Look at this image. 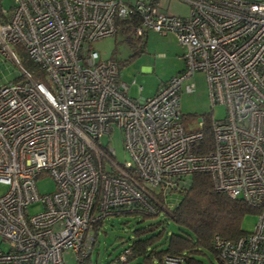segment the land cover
Listing matches in <instances>:
<instances>
[{
    "label": "built area",
    "instance_id": "2783aa9c",
    "mask_svg": "<svg viewBox=\"0 0 264 264\" xmlns=\"http://www.w3.org/2000/svg\"><path fill=\"white\" fill-rule=\"evenodd\" d=\"M2 1L0 55L21 72L0 82V184L7 186L0 264H64L68 251L77 264H91L93 222L120 207L158 212L194 172L209 173L217 191L256 208L252 231L213 236L218 255L226 264H264V0H183L184 16L150 0H13L8 8ZM125 19L133 37L171 31L184 47L183 69L148 98H130L119 62L90 48L120 33ZM16 45L47 84L19 66ZM197 71L211 105L226 110L211 121L205 153L194 151L202 132L187 131L178 108L182 82ZM114 127L128 154L123 163L100 142ZM43 175L55 189L40 195L35 180Z\"/></svg>",
    "mask_w": 264,
    "mask_h": 264
},
{
    "label": "rangeland",
    "instance_id": "374dc122",
    "mask_svg": "<svg viewBox=\"0 0 264 264\" xmlns=\"http://www.w3.org/2000/svg\"><path fill=\"white\" fill-rule=\"evenodd\" d=\"M128 3H134L135 0H124ZM13 0H3V7L8 8ZM158 7L165 12L185 15L188 13V5L183 0H159ZM165 36L161 33L148 30L142 35L141 41L137 39L131 45L127 42L123 35L116 33L113 36L104 37L94 40L90 43V48L98 51L101 58H115L120 65L119 79L128 85L126 94L130 98L137 99L139 97H148L155 93L159 84L167 82L183 67V59L180 58L183 51V45L178 41L174 33L166 32ZM138 41V42H136ZM141 46V47H137ZM143 49L138 56L129 59L134 51ZM16 51V49H15ZM129 59V60H128ZM143 65L146 69H143ZM21 69L16 64L4 61L0 55V82L15 80L20 78ZM47 84L45 78L42 80ZM204 73L197 71L189 76L179 91V111L180 120L187 129L195 128L198 123L205 118L206 114L212 112L214 119H222L226 115L225 106L220 103L211 105L208 93L207 83ZM186 83H192V90L186 91ZM120 130L114 127L108 135H102L100 142L105 145L109 143L114 149V156L117 162L123 163L128 154L124 150L122 144V136ZM54 180L48 175H43L35 180V188L38 194L42 195L54 191ZM6 185L0 184V194L5 192ZM180 200V194L173 193L167 197L168 206L176 204ZM38 204L29 205L30 214H34L38 210ZM241 220V228L250 232L254 229L257 222L255 213H247L243 215ZM138 215L132 213L109 215L103 221V225L96 233V244L93 245L91 255L89 257L91 264H106L114 261L117 256L133 239V229L141 226L137 222ZM162 221L161 225H165L167 234L176 231L177 227L170 219H166L163 212L154 218V220ZM121 239L123 242H121ZM2 249L6 245L0 243ZM203 260L216 262L212 254L205 253ZM64 264H77L75 255L72 251L63 253ZM110 261V262H111ZM115 263V262H114Z\"/></svg>",
    "mask_w": 264,
    "mask_h": 264
},
{
    "label": "trees",
    "instance_id": "16d2710c",
    "mask_svg": "<svg viewBox=\"0 0 264 264\" xmlns=\"http://www.w3.org/2000/svg\"><path fill=\"white\" fill-rule=\"evenodd\" d=\"M128 22L129 19L121 21L119 30L123 38L133 45L136 39L141 41L142 35L136 37L129 35L128 30L131 25H126ZM13 50L19 66L43 80L42 74L24 49L16 45ZM141 51L143 49H137L129 59L138 56ZM127 62L124 60L121 64ZM122 65L119 63V68ZM212 119L214 118L210 112L202 119V124L198 123L193 129L185 127L187 131L202 132V136L194 143V151L197 153H205L212 146V131H210ZM188 181L186 186L174 192L180 194V200L172 206H168L167 198L165 202L160 200L163 203L158 212L120 207L111 214L132 213L135 216L138 215L137 222L143 223L133 229L132 241L127 243L117 255L125 253V259L117 260V264H167L165 262L167 256L178 258L177 264H207L203 260L207 252L216 260L209 264H226L213 246L211 241L213 236L219 235L227 240L236 239L246 232L241 228L243 215L256 214V208L240 198H231L217 191L207 172H194ZM161 212L165 214L166 219L174 222L176 231L167 234L165 225H161V219L154 220ZM105 218L93 222L90 227L93 245L96 244V233L100 230ZM121 242H123L122 239ZM89 257L86 259L90 260Z\"/></svg>",
    "mask_w": 264,
    "mask_h": 264
},
{
    "label": "crops",
    "instance_id": "0c3cea01",
    "mask_svg": "<svg viewBox=\"0 0 264 264\" xmlns=\"http://www.w3.org/2000/svg\"><path fill=\"white\" fill-rule=\"evenodd\" d=\"M150 1H152L153 3H156L157 2V4H159V0H150ZM185 2V1H184ZM187 3V2H186ZM187 5H188V3H187ZM188 8H189V5H188ZM160 9V8H159ZM161 10V9H160ZM188 10V9H187ZM174 14V13H173ZM188 14V13H187ZM187 14H185V15H187ZM176 15H179V16H184V15H180V14H176ZM147 32V31H146ZM165 34H167V33H165ZM165 34L163 33V35L165 36ZM183 52H184V47H183V51H182V53H181V56H182V54H183ZM180 56V58H182ZM184 62V61H183ZM143 67V69H146V66L145 65H143L142 66ZM183 67H184V64H183ZM183 67L180 69V70H182L183 69ZM179 70V71H180ZM142 97H139V98H137V99H141ZM144 98V97H143ZM145 98H147V97H145Z\"/></svg>",
    "mask_w": 264,
    "mask_h": 264
},
{
    "label": "bare ground",
    "instance_id": "6f19581e",
    "mask_svg": "<svg viewBox=\"0 0 264 264\" xmlns=\"http://www.w3.org/2000/svg\"><path fill=\"white\" fill-rule=\"evenodd\" d=\"M148 97H149V96H148ZM148 97H147V98H148Z\"/></svg>",
    "mask_w": 264,
    "mask_h": 264
}]
</instances>
